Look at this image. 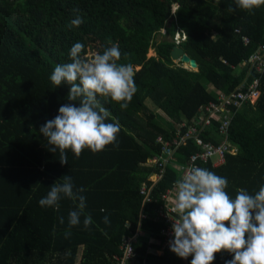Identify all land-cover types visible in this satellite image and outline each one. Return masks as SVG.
Masks as SVG:
<instances>
[{
  "label": "trees",
  "instance_id": "1",
  "mask_svg": "<svg viewBox=\"0 0 264 264\" xmlns=\"http://www.w3.org/2000/svg\"><path fill=\"white\" fill-rule=\"evenodd\" d=\"M77 15L83 23L69 28ZM179 31L187 37L179 47L198 61V70L170 58ZM77 42L87 59L118 44L117 63L133 66L137 91L123 110L98 97L110 113L106 123L120 124L118 148L109 145L96 154L86 148L79 158L69 149L68 164L61 165L59 152L48 150L39 129L69 103L70 85L55 87L50 76L57 65L70 62ZM263 44L264 5L247 13L234 0H0V264H116L124 255V238L137 231L129 264H190L191 256L181 259L164 247L168 225L155 211L180 179L176 166L187 164L199 147L190 140L175 150L150 204L141 188L152 186L154 169L144 164L162 154L159 137L170 141L182 124H189L182 134L195 124L201 108L217 101L215 91L228 94L257 77H248L244 62ZM259 78V99L240 110L229 129L237 153L219 167L212 162L203 167L228 180L225 191L232 199L238 188L254 195L264 186V74ZM219 127L216 116L205 141L223 142ZM66 175L74 189H85L84 211L93 221L85 229L82 215L67 238L75 205L67 198L59 211L38 204ZM105 216L110 223L103 222ZM231 259L217 253L212 264Z\"/></svg>",
  "mask_w": 264,
  "mask_h": 264
},
{
  "label": "clouds",
  "instance_id": "2",
  "mask_svg": "<svg viewBox=\"0 0 264 264\" xmlns=\"http://www.w3.org/2000/svg\"><path fill=\"white\" fill-rule=\"evenodd\" d=\"M234 4L244 12L254 13L264 5V0H234ZM233 10L228 8L229 12ZM73 11L78 13L79 9ZM82 23L77 15L69 28ZM83 51L84 45L75 43L69 52L70 62L54 68L50 80L55 87L62 82L70 85L69 103L62 105L58 115L39 129L49 145L48 150L59 152L61 165L68 164L66 150L69 149L79 158L86 148L93 154L104 151L109 145L118 148L120 124L106 123L110 113L98 97L109 98L123 110L137 91L133 66L117 63L121 58L118 44L113 43L90 59L81 55ZM62 180V183H53L38 204L59 211L61 199L67 198L75 205V210L68 215L67 238L71 235L70 229L81 223L82 215L85 229L93 221L84 211L86 197L81 193L85 189H74L68 175ZM227 186L225 177L195 166L188 168L182 179L175 182L172 211L178 219L172 225L169 250L177 257L191 256L190 264H212L217 253L226 252L232 255L226 264H264V186L254 195L238 188L234 199L225 191ZM103 222L110 223L107 216ZM59 223H64L63 217H59Z\"/></svg>",
  "mask_w": 264,
  "mask_h": 264
},
{
  "label": "built area",
  "instance_id": "3",
  "mask_svg": "<svg viewBox=\"0 0 264 264\" xmlns=\"http://www.w3.org/2000/svg\"><path fill=\"white\" fill-rule=\"evenodd\" d=\"M175 11V10H174ZM172 10V12H174ZM164 33V30H162ZM187 37L183 32H176L173 38L175 45L179 46L180 43L186 41ZM245 44L250 42L248 37H244ZM244 67L247 69L248 77L250 74H254L257 77L248 82L246 80L232 92L225 94L222 91H215L217 94V101H213L208 105L201 108V114L197 116L196 122L189 126L186 133L181 132V128L188 126V123L181 125L177 135L170 141H164L162 137L158 138V142L163 145L162 154L150 158L144 165L154 169L153 175L150 177L152 186L143 185L141 188V195L144 197L145 203H152V193L154 187L164 178L167 166L171 164V157L176 149L186 144L190 140H194L199 147V151L191 156L190 161L187 164L176 166L180 173V179L186 173L190 167L203 168L205 164L212 162L213 166H221L226 162V156L228 154H236L237 149L234 148L231 142L228 140L229 129L235 115L247 105H254L259 99L260 92V78L264 74V44L261 45L252 56L244 62ZM219 118V132L225 136V140L220 144H216L212 141H205L203 135L208 129L213 126V118ZM176 194L175 185L169 189L166 194L162 196V200L166 203L165 206L158 208L155 211L156 218L160 221H164L168 226L163 230L165 236L164 247H169V242L173 239L172 225L176 221V213L172 211L174 204V198ZM142 218L147 216L142 213ZM140 235V231L132 233L124 238L122 249L124 251L123 256L116 257V264H129V261L133 257V243L137 241ZM162 247V250L164 249Z\"/></svg>",
  "mask_w": 264,
  "mask_h": 264
},
{
  "label": "water",
  "instance_id": "4",
  "mask_svg": "<svg viewBox=\"0 0 264 264\" xmlns=\"http://www.w3.org/2000/svg\"><path fill=\"white\" fill-rule=\"evenodd\" d=\"M169 17V10H167L165 18L168 19ZM170 58L173 62H181L187 67L198 70L199 64L198 61L191 58L188 54L184 53L183 49L177 45H174L170 51Z\"/></svg>",
  "mask_w": 264,
  "mask_h": 264
},
{
  "label": "rangeland",
  "instance_id": "5",
  "mask_svg": "<svg viewBox=\"0 0 264 264\" xmlns=\"http://www.w3.org/2000/svg\"><path fill=\"white\" fill-rule=\"evenodd\" d=\"M175 9H176V7L173 8V11H174ZM172 13H174V12H172ZM154 55H155L154 51H153V50H150V52H149V56H154ZM183 66H186V67H187V65H183ZM146 104H147L148 106L153 107V105L151 104L150 101H147Z\"/></svg>",
  "mask_w": 264,
  "mask_h": 264
},
{
  "label": "crops",
  "instance_id": "6",
  "mask_svg": "<svg viewBox=\"0 0 264 264\" xmlns=\"http://www.w3.org/2000/svg\"><path fill=\"white\" fill-rule=\"evenodd\" d=\"M215 167V166H214ZM217 167H219V166H217Z\"/></svg>",
  "mask_w": 264,
  "mask_h": 264
}]
</instances>
